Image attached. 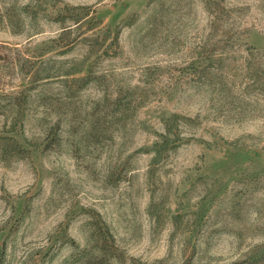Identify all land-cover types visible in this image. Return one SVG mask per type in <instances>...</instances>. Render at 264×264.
Masks as SVG:
<instances>
[{
	"label": "rangeland",
	"instance_id": "rangeland-1",
	"mask_svg": "<svg viewBox=\"0 0 264 264\" xmlns=\"http://www.w3.org/2000/svg\"><path fill=\"white\" fill-rule=\"evenodd\" d=\"M0 264H264V0H0Z\"/></svg>",
	"mask_w": 264,
	"mask_h": 264
}]
</instances>
